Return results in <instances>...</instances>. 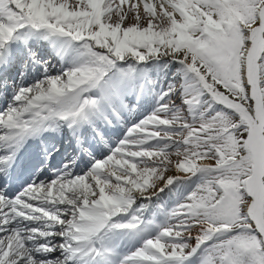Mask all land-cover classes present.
Listing matches in <instances>:
<instances>
[{
	"label": "snow or ice",
	"instance_id": "6c2138e0",
	"mask_svg": "<svg viewBox=\"0 0 264 264\" xmlns=\"http://www.w3.org/2000/svg\"><path fill=\"white\" fill-rule=\"evenodd\" d=\"M0 264H264V0H0Z\"/></svg>",
	"mask_w": 264,
	"mask_h": 264
}]
</instances>
